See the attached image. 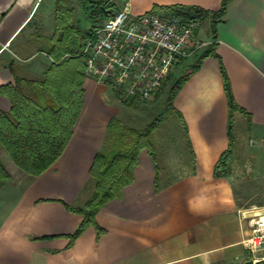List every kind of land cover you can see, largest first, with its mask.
I'll list each match as a JSON object with an SVG mask.
<instances>
[{"label":"crops","instance_id":"1","mask_svg":"<svg viewBox=\"0 0 264 264\" xmlns=\"http://www.w3.org/2000/svg\"><path fill=\"white\" fill-rule=\"evenodd\" d=\"M222 1L124 0L123 7L141 15L156 6L217 10ZM44 6V0H0V87L14 84L10 67L15 74L32 76L48 64L30 35ZM216 34L218 58H205L173 103L187 127L188 169L180 171L176 162L171 168V152L161 166L152 141L155 161L143 149L133 182L96 214L102 235L98 237L90 226L71 244L69 235L82 216L67 205L82 206L91 195L90 167L104 148L109 121L125 103L110 87L86 78L82 112L60 158L39 176L26 174L14 163L19 171L7 170L11 178L0 188L15 187L17 193L7 203V193L0 194V264H244L250 260L256 264L263 260L244 241L251 234V218L263 211L264 186L259 197L247 190L246 179H234L232 166L224 177H214L213 169L229 145L222 67L236 103L246 112L234 114V129L237 119L245 121L259 137L251 144L264 143V0H229ZM197 37L208 44L213 41L211 31L207 40L200 37V29ZM42 56L43 67L35 64ZM10 109V100L0 94V110Z\"/></svg>","mask_w":264,"mask_h":264},{"label":"trees","instance_id":"2","mask_svg":"<svg viewBox=\"0 0 264 264\" xmlns=\"http://www.w3.org/2000/svg\"><path fill=\"white\" fill-rule=\"evenodd\" d=\"M115 0H83L89 11L88 17L94 27L83 30L73 23V8L68 0H56L53 11V29L49 34H37L34 40L40 44V52L48 58L43 72L37 75L14 74V84L0 87V94L11 103L7 112L0 110V153L3 150L14 165L30 176H39L63 154L73 133L74 126L82 112L85 98L84 61L80 52L91 31L113 17L119 9ZM229 0L222 1L217 10H207L196 6L173 5L154 7L152 11L172 12L185 21H209L212 43L204 47L188 69L176 79L170 74L159 91L171 82L165 99V113L176 114L187 131L182 115L174 107V99L188 80L197 72L205 58L216 57V29L221 22ZM85 8V9H86ZM224 89L228 100L229 145L214 166V177H224L231 173V159L235 145L234 114L246 112L236 103L229 79L221 68ZM136 101L124 104L133 107ZM164 115L153 118L143 128L125 124L113 117L107 125L104 148L94 157L89 170L93 191L82 206H68V210L82 216L79 226L69 235L71 244L90 226L95 227L100 237L103 229L96 222V214L108 202L120 198L124 187L133 182L134 170L139 154L147 149L155 161L152 136ZM11 178L0 154V186ZM156 183V190L158 189ZM256 264H264L259 261Z\"/></svg>","mask_w":264,"mask_h":264},{"label":"built area","instance_id":"3","mask_svg":"<svg viewBox=\"0 0 264 264\" xmlns=\"http://www.w3.org/2000/svg\"><path fill=\"white\" fill-rule=\"evenodd\" d=\"M200 26L199 20L185 21L172 12L134 15L125 5L84 42L85 77L110 87L122 102L150 101L178 64L208 45L197 37ZM250 224L245 247L254 255L264 253V208Z\"/></svg>","mask_w":264,"mask_h":264},{"label":"rangeland","instance_id":"4","mask_svg":"<svg viewBox=\"0 0 264 264\" xmlns=\"http://www.w3.org/2000/svg\"><path fill=\"white\" fill-rule=\"evenodd\" d=\"M114 2L119 10L123 7L124 0H115ZM44 5L45 8L42 9L34 19L33 29H31L30 34L33 38L32 41L37 34H49L52 32L55 0H44ZM68 6L74 10L72 18L73 23H78L83 30L94 27L92 21L88 17L89 11L85 7L83 0H68ZM200 37L204 40L210 38L208 21L201 23ZM198 53L194 57L184 60L187 61L185 65L174 69V73H171L173 79L181 76L187 70ZM45 62L46 58L42 56L41 58H37L35 64H42L43 67ZM38 69H41V67H38ZM170 85L171 82L150 101L136 102L133 107H127L125 104L120 103V111L116 112V117L121 119L125 124L136 128H143L150 123L155 116L163 114L164 116L152 136V141L157 150L158 162L163 166V162L165 163V161L162 162V160L169 159L167 156H169L171 152V154L174 155V160L170 158L169 160L171 161L168 162V165L172 168V163L176 162L180 167V171H186L191 161L186 132L180 118L176 114L165 113V99ZM113 97H115V94H113ZM234 134V154L231 159V166L235 173L234 179L236 180V177L243 178L244 180L246 179L248 182L246 185L247 190L259 196V193H263L262 188L264 186V143L260 142L259 145L258 142L255 145L251 144L252 142L250 140H259V137L257 134L247 129L245 121L236 120ZM1 159L10 173L14 174L16 171H19L3 150H1ZM167 178L172 179V176L166 177L165 180H167ZM90 183L91 186H89L91 188H87L89 194H91L94 188L93 183ZM3 192L7 193V203L8 200H12L15 197L17 190L15 187L12 189L10 187L4 189L0 188V194H3ZM262 256H264V253L258 254L257 257L261 258Z\"/></svg>","mask_w":264,"mask_h":264},{"label":"water","instance_id":"5","mask_svg":"<svg viewBox=\"0 0 264 264\" xmlns=\"http://www.w3.org/2000/svg\"><path fill=\"white\" fill-rule=\"evenodd\" d=\"M244 264H254V262L252 260H250V261H248V262H246Z\"/></svg>","mask_w":264,"mask_h":264}]
</instances>
